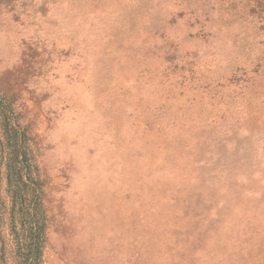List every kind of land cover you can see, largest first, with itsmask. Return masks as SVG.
<instances>
[{
  "label": "rangeland",
  "instance_id": "374dc122",
  "mask_svg": "<svg viewBox=\"0 0 264 264\" xmlns=\"http://www.w3.org/2000/svg\"><path fill=\"white\" fill-rule=\"evenodd\" d=\"M31 220L39 264H264V0H0L1 264Z\"/></svg>",
  "mask_w": 264,
  "mask_h": 264
},
{
  "label": "trees",
  "instance_id": "16d2710c",
  "mask_svg": "<svg viewBox=\"0 0 264 264\" xmlns=\"http://www.w3.org/2000/svg\"><path fill=\"white\" fill-rule=\"evenodd\" d=\"M21 226H25L23 229L24 231H22L23 236L20 235L19 231H14L15 237H22L21 239H17V264H39L42 253L40 226L32 220L28 227H26L27 225H25V223H22ZM3 256V247H0V259H2ZM1 263L2 262H0V264Z\"/></svg>",
  "mask_w": 264,
  "mask_h": 264
}]
</instances>
